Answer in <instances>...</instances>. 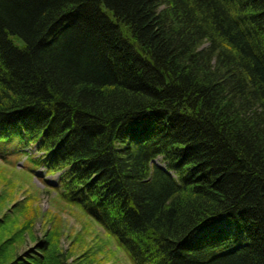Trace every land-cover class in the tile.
Returning <instances> with one entry per match:
<instances>
[{
	"label": "trees",
	"instance_id": "obj_1",
	"mask_svg": "<svg viewBox=\"0 0 264 264\" xmlns=\"http://www.w3.org/2000/svg\"><path fill=\"white\" fill-rule=\"evenodd\" d=\"M0 144L84 220L0 192V264L110 263L94 226L131 264H264V0H0Z\"/></svg>",
	"mask_w": 264,
	"mask_h": 264
},
{
	"label": "rangeland",
	"instance_id": "obj_2",
	"mask_svg": "<svg viewBox=\"0 0 264 264\" xmlns=\"http://www.w3.org/2000/svg\"><path fill=\"white\" fill-rule=\"evenodd\" d=\"M15 141L13 144H16ZM13 145L7 150L4 146L0 144V192H7V199L11 201H23L27 197L33 199L32 197L38 196L36 206L41 214H58L62 221L67 225L66 232L70 230L72 232L79 229L80 225L75 226L77 213L73 208L67 207L63 202L56 198V191L48 185L57 181L58 175H51L46 173L44 167H36V171L33 174V164L29 161L36 159L41 156V153L36 152L32 146L20 148L19 152H12ZM28 148H31L30 150ZM28 151L26 152V150ZM6 152V153H5ZM21 153V154H20ZM2 158H6L2 160ZM155 164L165 167L161 157L154 161ZM6 188V189H5ZM59 190V189H58ZM9 205V204H8ZM6 207L3 208L0 215L4 213ZM78 218V217H77ZM79 221L84 224V220L78 218ZM44 222V221H43ZM42 223L39 221L36 228V235L40 237L42 234L41 229ZM91 226H94L91 224ZM95 227L96 234L100 237V240L106 246L104 249L108 255H111L115 260L107 264H131L127 256L120 251L116 244L111 241V239L104 234V231L99 227ZM221 228L227 231L228 228L221 225ZM93 230V233L95 232ZM71 232V233H72ZM67 243H64V246ZM32 244L28 243V247ZM111 250L112 252H109ZM112 262V263H111Z\"/></svg>",
	"mask_w": 264,
	"mask_h": 264
},
{
	"label": "bare ground",
	"instance_id": "obj_3",
	"mask_svg": "<svg viewBox=\"0 0 264 264\" xmlns=\"http://www.w3.org/2000/svg\"><path fill=\"white\" fill-rule=\"evenodd\" d=\"M158 158H159V157H158ZM156 159H157V158H156ZM156 159H155V160H156ZM155 160H154V161H155Z\"/></svg>",
	"mask_w": 264,
	"mask_h": 264
}]
</instances>
